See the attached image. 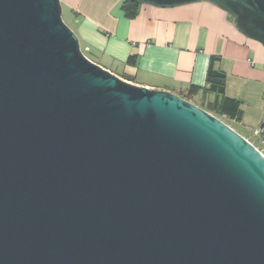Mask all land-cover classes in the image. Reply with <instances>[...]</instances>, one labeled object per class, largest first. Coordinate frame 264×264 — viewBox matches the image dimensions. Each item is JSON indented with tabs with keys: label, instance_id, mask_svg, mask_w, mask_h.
Masks as SVG:
<instances>
[{
	"label": "water",
	"instance_id": "95a60500",
	"mask_svg": "<svg viewBox=\"0 0 264 264\" xmlns=\"http://www.w3.org/2000/svg\"><path fill=\"white\" fill-rule=\"evenodd\" d=\"M206 2L264 46V0ZM61 0H0V264H264V155L90 60Z\"/></svg>",
	"mask_w": 264,
	"mask_h": 264
},
{
	"label": "crops",
	"instance_id": "0c3cea01",
	"mask_svg": "<svg viewBox=\"0 0 264 264\" xmlns=\"http://www.w3.org/2000/svg\"><path fill=\"white\" fill-rule=\"evenodd\" d=\"M61 1L81 15H75L76 34L94 61L136 86L174 94L203 89L215 58L214 68L226 76V96L241 106L233 129L254 138L264 121V46L244 36L226 12L206 2L172 9L142 5L129 20L124 0Z\"/></svg>",
	"mask_w": 264,
	"mask_h": 264
},
{
	"label": "trees",
	"instance_id": "16d2710c",
	"mask_svg": "<svg viewBox=\"0 0 264 264\" xmlns=\"http://www.w3.org/2000/svg\"><path fill=\"white\" fill-rule=\"evenodd\" d=\"M142 4L131 1L124 0L122 5V11L125 18L129 20L135 19L139 13ZM75 15L80 18L81 15L78 12H74ZM232 19V18H231ZM233 20V19H232ZM84 54L93 62V57L87 51H83ZM134 58H130L128 63L133 64ZM215 58L212 59L208 74L205 88H199L191 86L187 89L181 90L177 95L183 99L197 105L198 107L204 109L208 113L214 115L215 117L222 119V121H228L231 123L239 122L242 114L240 104L228 98L225 92V82L226 76L219 70L214 68ZM96 63V62H95ZM201 94V98H199ZM203 94V95H202ZM213 94L215 99L213 101L207 98V95ZM226 123V122H225ZM227 124V123H226ZM229 125V124H228Z\"/></svg>",
	"mask_w": 264,
	"mask_h": 264
},
{
	"label": "rangeland",
	"instance_id": "374dc122",
	"mask_svg": "<svg viewBox=\"0 0 264 264\" xmlns=\"http://www.w3.org/2000/svg\"><path fill=\"white\" fill-rule=\"evenodd\" d=\"M72 8L73 7H70L67 3L62 4V9H63L62 17H63L64 22L76 33V24L75 23H77V18L75 16V13L73 12V9ZM79 41H80V39H79ZM80 46H81L82 51H86V47H85L84 43L81 42V41H80ZM93 60H94V58H93ZM104 60H106V59H104ZM224 122H226L227 124H229L230 127L236 128V125L234 123L225 121V119H224ZM249 141L254 146H256L260 150H262L261 149V145L259 144V142H258V140L256 139L255 136H254V138L249 139Z\"/></svg>",
	"mask_w": 264,
	"mask_h": 264
},
{
	"label": "built area",
	"instance_id": "2783aa9c",
	"mask_svg": "<svg viewBox=\"0 0 264 264\" xmlns=\"http://www.w3.org/2000/svg\"><path fill=\"white\" fill-rule=\"evenodd\" d=\"M222 120V119H221ZM254 136L258 140L259 144L261 145L260 150L258 147H256L263 155H264V121L261 123V125L258 127V129L254 132ZM249 141V140H248ZM250 142V141H249ZM251 143V142H250ZM252 144V143H251ZM253 145V144H252Z\"/></svg>",
	"mask_w": 264,
	"mask_h": 264
}]
</instances>
